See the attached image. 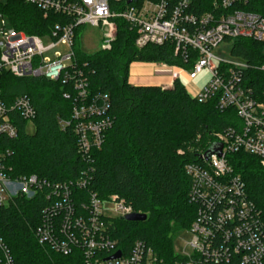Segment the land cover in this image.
Listing matches in <instances>:
<instances>
[{"label": "built area", "instance_id": "1", "mask_svg": "<svg viewBox=\"0 0 264 264\" xmlns=\"http://www.w3.org/2000/svg\"><path fill=\"white\" fill-rule=\"evenodd\" d=\"M71 19L57 24L47 35L53 44L44 47L42 38L0 24V208L17 201L44 202L34 235L38 243L70 258L69 264H264V220L262 211L250 200L242 178L235 175L228 157L244 153L255 157L264 167V88L262 99L253 88L251 71L264 74V64L254 66L232 55L236 41L249 39L263 45L264 0H215L209 11L198 15L195 0H145L113 11L109 0H16ZM0 18L4 15L0 12ZM116 19H122L137 31L135 46L175 45V55L184 62L194 61L184 69L190 82L205 79L198 87L200 104L215 103L226 112L235 111L239 126L212 135L197 152L198 162L187 164L191 180L189 199L196 206V218L187 231L192 240L182 253L174 250L175 259L166 260L143 241H136L128 251L113 237L109 225L134 213L118 196L102 201L87 193L93 180V152L100 150L106 133L112 128L110 98L99 95L90 99L88 78L77 67L75 39L78 29L103 31L101 50L108 51L117 36ZM231 44L235 61L228 62L214 54L221 45ZM59 45L69 54L57 53L54 59L45 54ZM163 67L167 65L162 64ZM18 79L42 78L71 83L77 92L71 127L78 139L81 158L88 165L75 180L50 182L36 175L15 177L9 166L12 152L8 140L19 135L18 123L33 126L36 110L27 96L7 103L2 95L4 74ZM262 87H264L262 85ZM66 99L71 95L65 94ZM222 145V156L206 154L213 145ZM106 203H113L117 218L107 217ZM117 253L119 258L112 259ZM0 264H16L12 252L0 234Z\"/></svg>", "mask_w": 264, "mask_h": 264}, {"label": "trees", "instance_id": "2", "mask_svg": "<svg viewBox=\"0 0 264 264\" xmlns=\"http://www.w3.org/2000/svg\"><path fill=\"white\" fill-rule=\"evenodd\" d=\"M75 2L76 0H67ZM145 0H135L141 4ZM200 15L209 11L215 0H195ZM113 11L128 7L127 2L109 0ZM12 28L28 35L45 37L57 24L71 19L54 13L45 16L36 7L16 0L0 6ZM117 36L111 50L88 55L80 50L78 29L75 39L76 64L89 82V98L107 95L112 128L106 133L100 150L93 152V180L87 193H95L102 201L118 196L131 206L135 214L146 215L144 222L113 220L109 225L113 237L128 251L136 241H143L160 257L175 259L174 239L187 232L196 218L197 208L191 204V180L185 173L187 164L198 162L197 152L205 147L213 134L239 126L235 111H220L215 103L200 104L191 98L179 79L172 88L132 86L130 68L135 63L165 64L191 69L194 61L184 62L175 55V45L135 46L137 31L122 19H116ZM232 55L251 65L264 64L263 45L249 39L235 42ZM253 88L262 99L264 74L249 72ZM2 95L7 103L19 96L30 98L36 110L34 132L27 122L18 123L19 135L8 140L13 153L9 166L15 177L36 175L50 182L75 180L87 168L81 158L78 139L71 127L74 98L71 83L52 82L42 78L18 79L4 74ZM264 90V89H263ZM65 94L71 95L66 99ZM235 175L242 178L250 200L262 211L264 220V167L253 156L238 153L228 157ZM44 202L19 200L0 208V234L8 244L16 264H69L70 258L42 246L34 231Z\"/></svg>", "mask_w": 264, "mask_h": 264}, {"label": "rangeland", "instance_id": "3", "mask_svg": "<svg viewBox=\"0 0 264 264\" xmlns=\"http://www.w3.org/2000/svg\"><path fill=\"white\" fill-rule=\"evenodd\" d=\"M7 3H9V0H0V6L6 5ZM3 21L7 23V27L11 28L9 19L6 16H4V18H0V24H2ZM102 40H103V31L101 29L92 28L88 26L84 27L82 30V34L80 36V50L88 55L98 53L102 47ZM41 41L45 48L49 47L54 43L51 37L49 36L43 37ZM231 48H232L231 44L221 45L218 49L214 50V54L217 57L222 58L228 62H233L235 61V58L232 57L230 53ZM57 53H60L62 55H67L69 54V50L66 46L59 45L53 50L47 52L45 54V58L52 60L54 59ZM154 65L156 64H151L152 73L155 70V74L159 78V85L162 86L168 85L170 82H172L173 78L179 77L180 81L184 85L188 95L191 98L196 97L198 92V87L202 84L203 80L205 79V76H203L197 82H190V80L188 79V75L185 73V70L183 68H180L178 66L163 67L162 64H159L161 65L160 67L162 68L156 70ZM28 131L29 133L34 132V128L32 125L29 126ZM105 208L109 210V213H107V217H109L110 219L117 218L116 215L113 213V209H114L113 203H106ZM191 240H192V235L189 232H180V233L178 232L175 235V239H174V244H173L174 250L177 253H182L183 251L186 250L187 244L190 243Z\"/></svg>", "mask_w": 264, "mask_h": 264}, {"label": "crops", "instance_id": "4", "mask_svg": "<svg viewBox=\"0 0 264 264\" xmlns=\"http://www.w3.org/2000/svg\"><path fill=\"white\" fill-rule=\"evenodd\" d=\"M161 65H154L155 69H160ZM151 64H143V63H135L131 66L129 72V83L132 86H159L165 89H170L173 86L175 79H179V77L173 78L172 82L168 85L162 86L159 85V78L155 74V70L152 73ZM180 80V79H179Z\"/></svg>", "mask_w": 264, "mask_h": 264}, {"label": "water", "instance_id": "5", "mask_svg": "<svg viewBox=\"0 0 264 264\" xmlns=\"http://www.w3.org/2000/svg\"><path fill=\"white\" fill-rule=\"evenodd\" d=\"M129 4L132 3V0H129L128 2ZM222 149H223V146L222 145H213L209 151L207 152L206 154V157H207V160L210 159V157L214 154H217L218 156H222ZM126 220L128 222H144L147 220V216L146 215H141V214H132L130 216H127L126 217ZM121 256V253H117L112 259H115V258H119Z\"/></svg>", "mask_w": 264, "mask_h": 264}]
</instances>
